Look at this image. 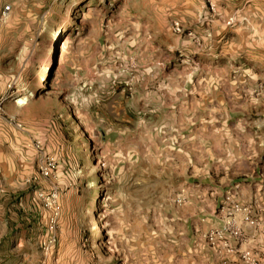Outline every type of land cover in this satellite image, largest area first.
Masks as SVG:
<instances>
[{"label":"rangeland","instance_id":"rangeland-1","mask_svg":"<svg viewBox=\"0 0 264 264\" xmlns=\"http://www.w3.org/2000/svg\"><path fill=\"white\" fill-rule=\"evenodd\" d=\"M0 264H264V0H0Z\"/></svg>","mask_w":264,"mask_h":264},{"label":"built area","instance_id":"built-area-1","mask_svg":"<svg viewBox=\"0 0 264 264\" xmlns=\"http://www.w3.org/2000/svg\"><path fill=\"white\" fill-rule=\"evenodd\" d=\"M9 10V6H7V5H5L3 8H2V11L3 12H7ZM47 171L46 170H44V169H41V171H40V174L41 175H47ZM233 234H234V236H235V238L237 237V235H238V232L237 231H234L233 232ZM244 255V254H243Z\"/></svg>","mask_w":264,"mask_h":264},{"label":"crops","instance_id":"crops-1","mask_svg":"<svg viewBox=\"0 0 264 264\" xmlns=\"http://www.w3.org/2000/svg\"><path fill=\"white\" fill-rule=\"evenodd\" d=\"M235 259V258H234Z\"/></svg>","mask_w":264,"mask_h":264}]
</instances>
